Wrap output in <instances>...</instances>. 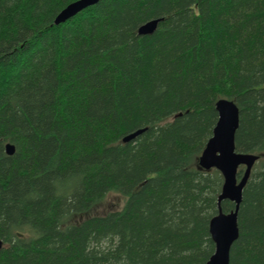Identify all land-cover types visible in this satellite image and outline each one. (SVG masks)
Wrapping results in <instances>:
<instances>
[{
    "label": "trees",
    "instance_id": "trees-1",
    "mask_svg": "<svg viewBox=\"0 0 264 264\" xmlns=\"http://www.w3.org/2000/svg\"><path fill=\"white\" fill-rule=\"evenodd\" d=\"M74 1L0 0V264H205L222 98L259 155L230 264H264V0H99L56 23ZM110 192L122 207L93 214Z\"/></svg>",
    "mask_w": 264,
    "mask_h": 264
},
{
    "label": "water",
    "instance_id": "water-1",
    "mask_svg": "<svg viewBox=\"0 0 264 264\" xmlns=\"http://www.w3.org/2000/svg\"><path fill=\"white\" fill-rule=\"evenodd\" d=\"M99 0H77L70 3L56 18V23L64 22L79 11L96 4ZM159 20L154 19L142 25L140 34L152 33ZM219 113L218 121L213 134L207 141L199 156V165L205 170L218 169L223 175L222 191L218 197L219 212L210 221V232L215 242V252L205 264H230V254L233 243L239 236L238 213L243 199V190L246 186L255 163L259 160L258 154L239 152L236 150L235 134L239 126L240 111L237 104L230 99L222 98L216 102ZM138 130L124 138L129 141L138 135ZM8 154L15 152V147L6 145ZM241 165L245 166L243 176L238 179L237 173ZM229 199L235 203V208L224 212L221 202ZM1 246V240H0Z\"/></svg>",
    "mask_w": 264,
    "mask_h": 264
},
{
    "label": "rangeland",
    "instance_id": "rangeland-1",
    "mask_svg": "<svg viewBox=\"0 0 264 264\" xmlns=\"http://www.w3.org/2000/svg\"><path fill=\"white\" fill-rule=\"evenodd\" d=\"M124 200L125 199L121 194L110 192L106 195L103 202H101L98 206L94 207L95 210L93 211V214H106L107 212L111 210L120 209L122 205L124 204Z\"/></svg>",
    "mask_w": 264,
    "mask_h": 264
}]
</instances>
